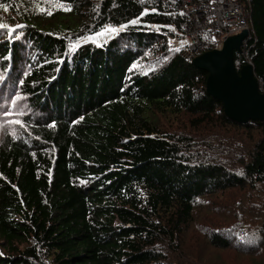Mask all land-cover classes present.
<instances>
[{"label": "trees", "instance_id": "trees-1", "mask_svg": "<svg viewBox=\"0 0 264 264\" xmlns=\"http://www.w3.org/2000/svg\"><path fill=\"white\" fill-rule=\"evenodd\" d=\"M243 1L250 33L235 63L238 70L254 65L264 93V0ZM59 2L70 10L48 0H0L26 26L0 41V70L8 76L0 96L30 100L21 136L0 146V264H32L38 248L52 264H165L156 243L175 240L204 195L247 187L264 205V138L240 177L200 160L189 140L155 124L159 115L189 114L196 126L221 121L261 129L264 137V123L226 116L207 93L209 73L185 49L165 63L144 58L165 49L169 27L180 30L187 20L175 0ZM137 18L108 41L82 40L69 54L78 37ZM206 42L205 50L215 47ZM228 228L226 238L212 236L215 245L264 251L260 231ZM24 242L30 245L21 249Z\"/></svg>", "mask_w": 264, "mask_h": 264}, {"label": "rangeland", "instance_id": "rangeland-1", "mask_svg": "<svg viewBox=\"0 0 264 264\" xmlns=\"http://www.w3.org/2000/svg\"><path fill=\"white\" fill-rule=\"evenodd\" d=\"M242 3L245 2L242 1ZM9 17H15V19L12 20ZM0 23L11 26L22 24L16 15H9L2 9L0 10ZM153 28L161 32V29L157 26ZM247 29L250 30L249 24ZM169 30L174 35L166 33L163 36L165 49L157 50V48H154L145 53L144 58L148 62H156L159 58L160 63H165L171 54L187 48L190 40L186 34L172 26L169 27ZM6 32L0 31L1 42L4 41L3 36ZM111 37L113 36L109 35L106 39L101 37L92 42L100 45ZM199 37L205 39L203 43L208 41L210 45L212 44V39L206 34H200ZM205 47L206 45H204ZM176 49H179V51H176ZM165 50L168 53L162 54ZM205 51L208 50L203 52ZM165 57L167 59H164ZM0 75L4 76V79L0 80L1 90L2 86L7 83L8 76L3 70H0ZM20 96L23 99L17 101L16 107L12 105V97L4 95L2 98L0 96V124H3V127H0V146L2 142L7 140V137L18 138L22 134V126L15 124L9 126L6 122L7 120L17 119L22 121L23 116L27 115L26 111L30 108L29 97ZM5 110L11 111L13 115L5 117ZM20 112H23V115H19ZM193 120L194 117L189 114L180 116L166 114L165 116L159 115L155 124L163 131L180 135L189 140L187 145L190 144L192 152L196 156L199 155L200 160L221 164L228 171L242 177L245 174L244 163L248 162L249 152H252L257 143L264 138L261 129L227 126L221 121L204 122L200 126H196ZM260 190L263 191L264 186L260 187ZM198 201L190 225L185 226L182 233L175 240L163 238L162 241L156 243L155 248L157 251L165 254V264H264V251L260 254L254 252L243 253V250H236L238 249L236 247L231 249L219 247L211 239L216 233L224 238L228 234H233H230L228 227H238L243 230L241 233L244 235H246V229L250 232L260 231L264 235V205L257 200L255 190L247 187L242 189L235 187L226 191H219L216 194H206ZM239 239L246 241V238L242 236ZM29 245L24 242L21 243L20 248H26ZM1 248L5 253L13 254L12 250L7 251L3 247ZM38 254L40 258L33 261L32 264H42V262L43 264L44 262L45 264H52V259H48L47 255L39 248Z\"/></svg>", "mask_w": 264, "mask_h": 264}, {"label": "water", "instance_id": "water-1", "mask_svg": "<svg viewBox=\"0 0 264 264\" xmlns=\"http://www.w3.org/2000/svg\"><path fill=\"white\" fill-rule=\"evenodd\" d=\"M250 30L227 37L219 47L197 55L192 63L209 73L207 93L222 102L226 116L233 122L264 123V93L254 65L236 67L235 51L242 52Z\"/></svg>", "mask_w": 264, "mask_h": 264}, {"label": "built area", "instance_id": "built-area-1", "mask_svg": "<svg viewBox=\"0 0 264 264\" xmlns=\"http://www.w3.org/2000/svg\"><path fill=\"white\" fill-rule=\"evenodd\" d=\"M242 1L210 0L203 5L195 0H175L177 11L187 18L180 31L190 40L184 51L188 60L192 61L206 48L200 34L209 36L212 44L217 47L228 36L239 34L248 28V11Z\"/></svg>", "mask_w": 264, "mask_h": 264}, {"label": "snow or ice", "instance_id": "snow-or-ice-1", "mask_svg": "<svg viewBox=\"0 0 264 264\" xmlns=\"http://www.w3.org/2000/svg\"><path fill=\"white\" fill-rule=\"evenodd\" d=\"M48 2L49 3H55L59 7L63 8L64 10H70L69 7H65L62 3L59 2V0H48ZM0 7H3L5 11L8 10L7 5H0ZM39 10L46 12L48 15H52V11L48 10L47 8H41ZM152 10L155 11V9H152ZM145 11H147V9H145ZM181 14H183V13H181ZM139 22H140L139 18H137V19H133V20L129 21L127 24H120L119 26H113L111 24H106L99 31H95L89 35H83V36L78 37L75 42H73L69 45V54L72 51H75L80 46V41H82V40L95 41V40L100 39L101 37L106 39L109 35L116 36L121 31L126 30L129 27V25H136ZM24 27H26V26L22 25V24H17L15 26H11V25H8L5 23H0V31L6 30L9 37H12L13 34L18 29H22ZM169 43H171V41H169ZM176 51H179V49H176ZM164 59H167V57H165ZM137 67H138V64H136V63H134L132 66L133 69H135ZM3 79H4V76L0 75V80H3ZM20 83L22 84L23 81L21 80ZM21 99H23V97L20 96L19 94H17L15 96V98L12 99L13 107H16L17 101H19ZM12 115H13V113L11 111L5 110V112H4L5 117H10ZM19 115H23V112H20ZM81 119H83V118H81ZM6 122L9 126L13 125V124L24 126V122L21 120H18V119L17 120H7ZM53 126H54V123H53V125H49V127H53ZM0 127H3V124H0ZM0 254H2V253H0Z\"/></svg>", "mask_w": 264, "mask_h": 264}]
</instances>
